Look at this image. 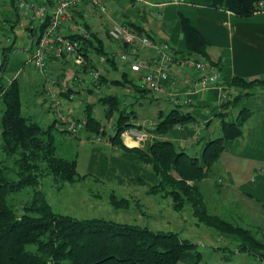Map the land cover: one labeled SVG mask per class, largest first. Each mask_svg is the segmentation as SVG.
<instances>
[{"label":"trees","instance_id":"1","mask_svg":"<svg viewBox=\"0 0 264 264\" xmlns=\"http://www.w3.org/2000/svg\"><path fill=\"white\" fill-rule=\"evenodd\" d=\"M203 1L211 8L228 11L241 18L252 16L259 2L264 4V0ZM11 5L15 8L13 3ZM128 24L137 33L148 35L143 28L131 22ZM180 26L188 51L180 55L208 62L207 43L202 35L186 18H181ZM44 27L41 25L39 33ZM88 32L91 36L89 39L77 38L85 55L89 56L91 51H95V55L104 57L109 66L117 69L112 56L101 46L95 45V41L101 45L97 36ZM16 41L17 38L12 45ZM12 45L1 48L0 74L12 71L9 67ZM222 77L226 84L240 91L233 100L227 102V107L250 96L251 91L257 88L264 90V77L249 82L224 74ZM97 81L100 89L87 88L86 93H92L93 90L98 93L103 86H115L133 89L135 94L140 95L137 98L142 95L152 97L142 86H135L126 72H122L120 78L115 80H108L102 75ZM19 82L18 78H14L7 85L5 82L0 83V264H178L195 245L182 240L177 233L152 231L137 224L104 219L81 220L52 210L43 193L38 190L40 177L45 173L58 182H74L86 175L77 174L76 158L67 159L58 153L56 135L63 136L67 134L66 131H58L55 122L43 128L22 115ZM38 87L42 97V83ZM68 92L71 90L63 94L67 98ZM125 99L116 95L98 98V104L106 107L105 119H114L113 134L106 135L104 125L93 115L94 106L91 104H86L80 116L83 131H88L93 139L105 137L112 146L135 155L140 165L149 169L156 180L155 184L150 185L148 194L170 198L174 211L189 206L193 217L200 223L234 241L237 252L246 253L255 261L263 259L264 243L250 230L210 214L200 191V183L209 176L213 165L219 160L225 142L242 135L241 127L247 112L241 110L235 120H226V114H218L220 133L206 141L200 157H197L171 141L158 137L167 135L177 126L194 121L190 113L179 107L157 113L154 128L150 131L152 138L143 147H125L122 133L131 127L141 129L134 121L133 105H127ZM135 181L145 185L141 178L137 177ZM25 189L32 190V197L29 204L18 212L8 200L11 195ZM199 256L195 254L197 262Z\"/></svg>","mask_w":264,"mask_h":264},{"label":"crops","instance_id":"2","mask_svg":"<svg viewBox=\"0 0 264 264\" xmlns=\"http://www.w3.org/2000/svg\"><path fill=\"white\" fill-rule=\"evenodd\" d=\"M173 1L175 2V0H103L106 12L99 18L98 27L92 29L90 25L84 23L85 28L100 40L101 45L97 41L94 42L96 46H101L104 51L110 53V56L118 52L121 45L111 42L107 35L108 28L113 22L125 21L143 28L151 39L168 43L180 54L188 52L180 26L181 18H186L204 38L207 43L208 62L215 65L221 74L231 78L237 77L246 82L264 77V14L241 18L231 12L211 8L203 0H180L178 4H174ZM5 6L4 1L0 0V15L4 19L12 18V8L8 4V8L4 10ZM117 6L120 12L117 11ZM72 12L77 18V23L82 24L85 14L93 11L82 4ZM14 59L16 62L11 63L9 67L15 73L18 69L22 70L21 79L24 83L32 81L30 79L32 76L37 79L38 84L41 83L32 67H22L20 58ZM90 60L93 61V67L100 76L103 75L108 80L120 78L122 72H118L113 78L109 76L110 69H115L109 66L106 59L102 70L97 67L103 63V58L95 56L90 57ZM51 65L58 76L64 74V78L70 79L72 83L69 88L70 94L76 98L73 86L80 88V91L83 89L76 85L74 79L76 76L85 77V72L78 71L70 60L52 62ZM117 66L122 68L123 72L128 69L127 66L118 64ZM4 76L5 74H0V83L5 82L7 85L13 77ZM103 88L104 86L101 90ZM238 94L240 91L237 88L232 94L233 99ZM78 107L79 104L75 103L74 108ZM226 107L227 102L222 100L218 89L199 93L192 97L191 104L181 108L182 111L190 113L194 121L177 126L167 135L158 137L175 142L180 149H191L193 155L200 157L206 141L220 133L218 114H226V120H230V111ZM233 107L236 109L233 116L235 119L241 110L247 112L241 127L242 135L238 139L225 142L224 151L213 165L211 175L200 183V191L210 214L250 230L264 243V90L257 88L251 91L250 96L242 98ZM150 124L154 122L151 121ZM149 125L144 127L142 124L141 127L149 128ZM94 144L97 146L90 157V175L95 174L109 179L122 177L132 179L141 176L144 168L138 165V160L133 154L104 143V140H101L100 144L96 142ZM108 152L110 155L106 154ZM136 167L141 171L135 173ZM106 168L109 170L108 173L104 170ZM145 175L155 180L150 172L147 171ZM205 235L208 236L209 233L206 232ZM194 257L188 253L182 259L186 258L188 262L196 264L197 259ZM250 261L254 264H264V258L255 261L250 256Z\"/></svg>","mask_w":264,"mask_h":264},{"label":"rangeland","instance_id":"3","mask_svg":"<svg viewBox=\"0 0 264 264\" xmlns=\"http://www.w3.org/2000/svg\"><path fill=\"white\" fill-rule=\"evenodd\" d=\"M3 1L6 4L4 9L6 10L9 0ZM173 3L178 4L180 0H175ZM119 9L120 8L117 6L118 12L121 11ZM102 16L103 13L93 10V12L85 14L81 23L83 25L86 23L94 29L96 26L98 27L99 18ZM125 23L127 22L125 21ZM15 34H17L19 44H21L20 39L22 38V31H16ZM88 55V58H95V56H97L95 55V51H91ZM14 58L18 57L11 54L10 63L16 62ZM100 58H103L104 61L98 64L97 68L102 70L105 65V58ZM65 60L67 59L61 62H65ZM54 71L55 70H53V72ZM118 72H123V69L120 67H117L115 70L110 69L109 76L113 78L117 76ZM14 73V71H9L4 77L12 78ZM126 73L128 74L129 80H131L135 86H141V80L135 74H132L129 69H126ZM21 76L22 74L18 75L17 78L20 81L22 115L37 122L43 128H46L55 121L53 120L52 114L48 111L47 106H45L42 97L39 95L38 81L32 76V78H30L32 81L24 83ZM64 77V74L58 76V86H61ZM37 78H39L38 75ZM73 90L76 92L75 94L77 96L75 98L73 95V98L70 99L72 102L69 107L73 108L74 116L80 117L83 115V109L86 104L93 105V115L104 125L107 136L113 134L114 119L110 121L105 119L104 111L106 107L98 104V98L101 96L116 95L121 98L125 97L126 104L133 105L132 111L136 116L134 120L135 123L140 126L143 124L144 127H148L151 121H156L158 111L169 112L173 107L161 99H153L155 98L153 95L152 97L150 95L142 97L144 96L142 95L137 98L140 95L137 93L135 94L133 89L129 87L126 89L116 88L115 86H104L103 90H100L98 93H95L94 90L92 93H86V91L82 92L79 91L78 87L74 86ZM65 92L66 91L62 92V96L67 100V96L63 95ZM70 93L71 92H68L67 95L72 96ZM75 103L79 104L78 108H74ZM1 109L2 105L0 101V111ZM130 109L129 107V110ZM228 110L230 111L229 119L234 120L235 118L233 116L234 113H236V109L231 104ZM55 128L58 130L59 127L55 126ZM56 136V146L59 155L67 159L76 158L77 174L86 176L80 177L74 182H58L45 173L40 177L38 190L43 193L46 202L54 212L62 215H69L81 220L104 219L117 223L137 224L141 227H147L152 231L177 233L182 240L195 245L194 248L190 249L188 252L192 257H194L196 253L202 254H200V260L197 264H254L253 261H250V256L248 254L240 253L235 250L237 244L234 241L227 239L223 235H219L213 229L208 228L193 217L192 209L189 206H185L181 211H174L172 208L173 203L170 198L148 194L147 191L150 185L155 184L156 180H153L148 175L146 177L145 173L150 171L140 165L139 162L138 165L144 168V170L141 176L137 177L145 181L144 186L135 181L137 177L132 179H128V177L109 179L95 174L90 175V157L93 155L94 148L97 146L94 144L96 138L93 139V135L90 137L88 131H83L78 136H72L68 133L63 136ZM99 138L104 140V143H108L105 137L99 136ZM150 139L151 138L147 141ZM145 143L136 147H143ZM172 143L177 146L175 142ZM185 151L193 155L191 149L187 148ZM106 154L110 155V152ZM104 170L107 171V173L109 172L107 168ZM135 171L138 173L141 170L139 167H136L134 168V172ZM210 175L211 174H209V176ZM31 197L32 190L25 189L15 195H11L8 201L15 210L21 212L23 208L29 204ZM207 211L209 212V208H207ZM154 220L156 222H154ZM206 232L209 233L208 236L205 235ZM191 263L194 262H188V259L184 258L178 264Z\"/></svg>","mask_w":264,"mask_h":264},{"label":"built area","instance_id":"4","mask_svg":"<svg viewBox=\"0 0 264 264\" xmlns=\"http://www.w3.org/2000/svg\"><path fill=\"white\" fill-rule=\"evenodd\" d=\"M102 2L103 0H9L13 17L4 19L0 15V61L1 48L12 45L17 38L12 45V54L20 58L22 67L33 68V72L41 79L42 98L56 126L72 136H78L84 128L80 117H75L73 108L69 107L73 96H68L67 100L62 96V92H67L72 83L70 79L63 78L61 86H58V75L53 72L51 63L70 60L78 71L85 72V77L76 76L74 79L82 91L87 88L96 91L100 89L97 81L100 75L94 69L93 61L85 55L81 42L77 40L79 37L89 39V30L85 25L77 23L72 10L85 4L91 11L97 10L104 14L106 7ZM256 8L254 14H264L263 2H259ZM41 25L45 27L39 33ZM16 31H22L21 44ZM107 35L112 43L121 45L120 50L112 55L116 64L127 66L141 80L142 88L173 107L187 106L192 103L193 96L209 89H218L225 102L231 101L232 94L237 91V87L225 83L215 65L196 60L192 56H181L168 43L156 42L149 35L139 34L128 23L113 22ZM20 74L22 70L18 69L13 79ZM149 126L144 129L131 127L124 131L121 135L123 144H144L152 138L150 131L154 124ZM101 140L96 138L94 142L100 143Z\"/></svg>","mask_w":264,"mask_h":264}]
</instances>
